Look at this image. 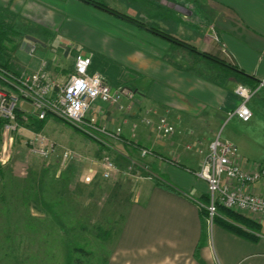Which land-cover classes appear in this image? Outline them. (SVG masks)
<instances>
[{
    "label": "crops",
    "instance_id": "1",
    "mask_svg": "<svg viewBox=\"0 0 264 264\" xmlns=\"http://www.w3.org/2000/svg\"><path fill=\"white\" fill-rule=\"evenodd\" d=\"M30 1L28 0V3ZM57 1L64 2L65 8L77 7L79 11L86 13L91 11L89 5H85L79 0ZM24 2L25 0H20L21 5ZM158 4L166 6L164 9H159L158 14L174 20L180 26L187 25L188 22L184 18L188 16L190 27L194 26L198 29V26H196L198 22H192V18L199 17L205 21L204 25L198 23L199 28L202 25V30H199L198 33L201 36V46L194 44L196 40L192 42L193 44L190 42L191 45L196 47L197 52L182 47L184 48L182 50L190 51V67L179 60V55L186 54L181 51V46L176 45L174 47L175 44L129 24L128 26L143 35V39L149 42V45L146 43L142 46L134 45L129 39L124 38L108 41L106 35L99 31L108 30L97 29L93 33L82 24L83 22L73 23L74 34L72 35L74 36H70V29L61 28L64 22L60 21L61 16L53 13L51 16L52 8L42 5L41 9L35 10L40 15L42 13L41 17L51 18L55 22L54 25L57 21L58 26L53 28L55 36H57L55 41L61 42V45L65 48L59 47L60 44H56V42V47L61 51V54L58 55L52 50V42L51 45L43 44L44 52H38L37 56L28 53L29 56L25 53L32 45H24L25 52L18 51V59L26 68V71H36L41 67H45L49 74L53 76L52 78L57 77L55 80L59 81L60 78L63 79L70 73L62 71L66 68L61 67V61L62 58L69 60L66 42L75 39L78 41H75L77 44L84 43L86 51L75 49L73 55L78 52L92 53L93 66L99 69L104 78L111 67L110 65L105 66V62L102 63L105 59L121 67L124 80L127 74L130 77L129 79H139L138 89L129 86L134 91L135 96L137 91H140V94L138 99L135 100L138 101L136 106L139 107L136 111H134L135 108L132 109L131 113L133 114L129 117L127 123L125 122L127 125L130 122L137 121V117H143L147 110L152 109L157 113L154 120L158 116H165L176 129L184 127L183 130H186L189 128L191 140H198L199 135L203 133L206 137L210 136L211 141L217 135L218 127L221 124L222 127L225 123L227 114L236 109L239 104V98L234 94L235 86L242 84L252 88L264 79V0H160ZM173 6L180 7L182 11L175 10ZM168 8L174 10L176 14L165 10ZM21 11L19 13L21 15L27 13V6L21 8ZM96 14L106 18L98 12ZM54 25L51 27H54ZM217 46L225 51L236 64L238 71H242L244 74L226 68L200 54L202 52L212 53L217 49ZM48 58L50 61H48ZM59 68H61V71ZM57 72L59 74H56ZM105 106L107 105L104 103L96 102L91 115L100 124L106 125L101 119L100 112L99 114L96 113L97 109ZM249 109L252 116L248 122L233 117L227 123L236 120L239 129L263 124L264 87L251 99ZM18 114L21 117L23 115L21 112H18ZM114 116L117 118L119 115ZM29 117L34 116H28V123ZM120 125L123 129L122 138L128 140L130 136L127 137L123 134L127 130L126 127L124 129V126ZM107 126L109 128L116 127ZM21 129L18 130L20 136L23 135ZM30 130L42 133L40 130L33 128H30ZM144 131L147 130L144 128ZM147 132L149 133V131ZM144 138L147 144L142 145L140 142L137 144L155 149L157 155L170 160L176 159L179 163H183L188 167L181 164L177 166L168 161L147 157V160L152 162L150 170L154 177L153 179L150 177L140 179L138 182L140 187L137 186L136 188L135 199L125 204L122 210V212H125L123 221L120 226L118 225V228L111 232L113 241L108 247L110 256L104 264H264V215L250 217L260 226L255 241L236 236L218 224L213 226L212 237L209 240L200 209V204H203L204 201L203 197L207 196V186L187 170H197L200 163H191L189 158L184 157L173 148L167 149L166 143L158 142L153 136L145 135ZM200 138L203 139L202 136ZM225 140L235 145L236 141L231 136L225 138ZM96 144L98 152L109 151L113 148L115 153L116 150L112 145L124 147V143L118 142H110L109 146L111 144V147L103 146L98 142ZM124 148L127 149L128 154L132 152V154L138 156L137 149L129 145ZM162 154H166V156L164 157ZM96 157L99 158V155L96 154ZM78 161L80 162V159ZM235 162L241 166L246 165L251 171H255L259 166H264V162L248 158L244 152H239V150ZM90 165L87 169L88 174L84 179L86 177H98L104 181L108 180L102 177L98 159L91 160ZM90 169L92 174L89 173ZM61 176L56 175L54 177L60 179ZM71 176L74 177L76 174L71 173ZM160 176L165 178L173 190L157 186L155 180ZM5 178H7V175L0 177V183H2L0 194L5 190ZM24 179L25 177L21 176L19 180L23 181ZM19 187L18 190L24 193L25 189ZM246 191L264 197V182L254 183ZM67 192V184L65 186L59 184L57 192L54 194L55 198L59 197L56 206L58 210L56 211L53 209L55 204L52 205L50 202H46L44 200L45 196L39 198V195H35V192L30 196V201V197L24 199L25 196L21 192L18 195L17 207L19 210L27 211L28 220L33 227L44 225V222H50V212L56 214V212L63 211V215L67 213L68 208L61 206L63 201H66L64 196L68 194ZM47 193L50 192L46 189L43 195H47ZM0 199H4V196ZM0 212H2L1 208ZM64 224L59 223V227ZM33 237L36 239L35 236ZM35 241L39 243L38 240ZM39 248L37 252H40Z\"/></svg>",
    "mask_w": 264,
    "mask_h": 264
},
{
    "label": "rangeland",
    "instance_id": "2",
    "mask_svg": "<svg viewBox=\"0 0 264 264\" xmlns=\"http://www.w3.org/2000/svg\"><path fill=\"white\" fill-rule=\"evenodd\" d=\"M99 1L120 13L144 23L146 27H154L165 31L189 45L190 42L192 43L196 40L194 44L199 47L201 46V36L198 33L199 30H202V25L199 28L198 23L204 25L205 21L202 18L195 17L191 19L192 22H198L196 25L198 26L197 29L194 26L190 27L189 16L184 18L188 23L183 26L178 25L177 22L166 16H160L158 14L159 9H164L166 6L159 5L157 0ZM41 5L52 8L51 16L52 13L61 16L59 18L60 21H64L61 28L66 27L70 29V36H74L72 35L74 34L73 23L83 22L82 24L93 33L97 29L111 30L113 33L111 31L99 30L100 33L106 35L105 37L108 38V41L110 39L116 41L119 38H124L129 39L134 45L142 46L145 43L149 45V42L143 39V35L140 32L128 26L127 23L125 24V22L93 6H89L91 7V11L86 13L79 11L77 7L65 8V3H60L57 0H31L29 3L28 0H25L23 5H21L20 0H0V24L4 21L5 25L13 27L11 28L13 32L0 35V61L4 62L8 60L10 68L15 72L26 71L17 55L18 51L25 52L24 45H34L36 49L32 54L37 56L38 52L45 51L41 44L51 45L53 42L52 50L58 55L61 54L56 44H60L59 47L63 46L61 42L55 41L57 36H55L53 29L58 26V23L56 21V25H54L55 22L51 18L41 17L42 13L40 15L35 10L41 9ZM26 6L27 13L19 14L22 12L21 8H26ZM165 10L176 14L170 8ZM96 12L104 15L106 18L100 17ZM71 21L73 22L71 23ZM53 25L54 27H51ZM27 36L36 38L40 44H30L26 40ZM75 41L77 40L72 39L66 42L69 60L62 58L61 67L66 68L62 71H73L72 62L70 61L74 56L73 52L75 49L86 51L84 43L77 44ZM29 49L25 54H28ZM182 49L184 48L181 47V51L186 54L183 56L179 55V60H182V62H185L190 67V51ZM48 61H50L49 58ZM104 62L105 66H111L108 69V73L104 76L114 91H121L123 88L132 90L130 87L138 89V78L129 79L130 77L127 74L124 80L123 71L118 64L105 59L102 63L104 64ZM59 69L61 71V68ZM91 71L99 72V69L92 65ZM56 74L59 73L57 72ZM139 94L140 91H137V97L134 95L133 98L134 101L123 97L118 105H107L95 111L98 114L100 112L101 119L106 125L121 127L120 124H122L124 129L126 127L127 130L123 134L127 137L130 136L128 139L130 142H140L143 145L147 144L144 138L145 135L155 137L151 132L144 131L143 126L140 127V125L136 131L133 130L132 125L139 124L141 116L137 117V121L132 120L133 122H130L128 125L126 124L129 117L133 114L131 113L132 109L135 108L134 111H136L137 107H139L136 106L138 105V101H135L138 99ZM19 106L25 110V115H30L34 112L33 107L28 103L20 102ZM114 115L119 116L116 118ZM105 116L107 117L104 119L103 117ZM221 125L216 132L217 134L220 133L222 139L231 136L235 139V146L239 152H244L248 158L264 162V128H262L264 123L258 126H250L246 129H239L236 120L231 121V123H225L222 127ZM21 128L23 135L20 136L19 131H17L9 146L5 148L6 152H3V154L2 139L0 138V177L7 175V178H5L6 186L4 185L5 190L0 194V198L4 196V199H0V208L2 209V212H0V264H104L110 256L108 247L113 239L104 238L103 236L96 238L94 236L96 228L101 226V229H110L112 231L118 228V225L120 226L125 215V212H122V210L126 203L135 199L136 188L137 186L140 187L138 185L140 179L146 177L153 179V176L149 173L152 172L150 170L151 160H147V158L140 159L139 155H134L132 152L128 154L127 149L124 148L126 147L125 144H123L124 147L112 145L116 152H113V148L105 152L116 164L117 174L112 175V178L107 181L98 177H90V182H86L84 177L88 174L87 169L91 166V160H99L96 154L97 156L101 154L97 151V139L92 138L78 127L55 116H49L46 119L43 127L40 128L42 133H36L30 130L29 127L25 129ZM183 129L184 127L177 128L172 136L161 141L157 139V141L166 143L167 149L173 148L177 150L184 157L189 158L191 163L196 162L199 164L207 150L211 137H206L202 133L199 135L198 140H191L190 129ZM34 134H40L44 139V143L32 144L30 141L33 139ZM201 136L203 139L200 138ZM40 146L44 148L53 146V150L47 157H43L35 152V150L40 149ZM65 149L72 150L76 156L72 161L63 165L61 153ZM152 150L155 152V149ZM81 154L86 158H83ZM163 156L165 157L166 154ZM2 158H4V161L7 159L6 162H1ZM79 159L80 162L78 161ZM172 160L178 165L181 164L188 167L183 163H179L176 159ZM140 166L144 169L140 168ZM71 173L76 174L74 176L75 179L71 176ZM56 175L62 176L60 179H57L54 177ZM21 176L25 177L23 181L19 180ZM160 178L165 181L164 177L160 176ZM59 184L64 186L67 184L68 194L64 196L66 201H63L61 205L68 208L67 213L63 215V211L56 212V214L50 212L49 223L44 222V225L33 227L32 223L28 220L27 211L19 210L17 207V203L19 202L18 195L22 192V195L25 196L24 199L32 196L34 192L35 195H39V198L40 196H45L44 200L46 202H50L52 205L55 204L53 205L55 207L53 209L56 211L58 210L56 206L59 197L55 198L54 194L57 192ZM1 187L2 183H0V193ZM18 187L25 189L24 193L18 190ZM46 189L50 193L43 195ZM30 199L31 197L29 201ZM234 213L244 215L235 211ZM218 218L223 219L222 216ZM57 221L65 224L59 227ZM214 225H216V222H214ZM35 240H38L39 243ZM38 247H40V252H37ZM74 249H85L86 254L74 251Z\"/></svg>",
    "mask_w": 264,
    "mask_h": 264
},
{
    "label": "built area",
    "instance_id": "3",
    "mask_svg": "<svg viewBox=\"0 0 264 264\" xmlns=\"http://www.w3.org/2000/svg\"><path fill=\"white\" fill-rule=\"evenodd\" d=\"M34 51L35 46L32 45L28 53L32 54ZM71 62L73 71L59 81L53 79L45 67L36 71L15 72L0 65L2 154L6 152L5 148L9 146L13 135L24 124H28V116H34L37 120L55 116L78 127L92 138L97 139L103 146L110 147V142L124 143L137 149L140 159L152 157L179 166L173 160L157 155L152 149L124 140L120 126L109 128L105 124H100L91 115L96 102L115 106L120 103L123 97L134 101L135 93L129 88L114 91L100 72H92V54L78 52L71 58ZM263 87L264 79L252 88L237 84L234 94L239 98V104L236 109L227 114L225 123L233 117L248 122L252 116L249 103ZM20 102L30 104L34 112L25 115V110L19 106ZM18 112L23 113L21 121L17 117ZM155 115H157L155 110H147L145 115L140 118L139 124L132 125L133 130L136 131L139 125L143 126L159 141L172 136L176 132L174 125L165 116H158L154 120ZM43 140L40 134H34L30 142L37 145L41 142L44 143ZM39 148L35 152L43 157H47L53 150V146L49 148L40 146ZM99 153L101 154L98 164L102 171V177L110 179L113 174L117 173V166L106 152ZM75 156L72 150L65 149L61 153V162L65 165ZM237 156V147L228 140L222 139L218 133L209 142L199 168L197 170L187 169L207 186L208 201L205 204H200V209L205 212L204 225L209 240L212 237L214 217L217 215L218 207L243 213L247 217L264 215V197L246 191L254 183L264 182V166H259L255 171H251L246 165L241 166L235 162ZM6 160L4 161L2 158L1 162L4 163ZM140 168L143 167L140 166ZM89 173L92 174L91 169ZM149 173L153 176L152 172ZM90 180L89 177L85 178L86 182H90Z\"/></svg>",
    "mask_w": 264,
    "mask_h": 264
},
{
    "label": "trees",
    "instance_id": "4",
    "mask_svg": "<svg viewBox=\"0 0 264 264\" xmlns=\"http://www.w3.org/2000/svg\"><path fill=\"white\" fill-rule=\"evenodd\" d=\"M79 1L85 3L89 6H93L98 10L106 12L109 15H111V16L131 25V26H134L135 28H137L139 30H145V31L150 32L151 34H154V35H156V36H158L164 40H167V41H169V42H171L177 46L184 47V48H186L192 52H197V49L195 46H193L191 44L189 45L188 43L183 42V41L175 38L174 36H172L171 34L165 32V31L156 29L154 27H150V28L146 27V25L144 23H142L138 20H135L134 18H131V17H129L123 13L116 11L115 9L109 7L108 5H106L105 3H103L99 0H79ZM11 28H13V27L5 25L4 21H2V23L0 24V35L8 34L9 32H13V29H11ZM212 53L202 52L200 54L203 57H206L209 60H211L215 63H218V64H220L226 68L233 69L236 72H240L241 74H244V73H242V71H238L234 61L225 53V51L220 46H217V49L215 51H213ZM7 61H4V62L0 61V65L4 68L8 69V70H12L9 66V62H7ZM17 117L20 121L22 120L21 116L18 113H17ZM46 119L37 120L35 117H32V118L29 117V123L26 125V127L33 128V129H36L39 131L40 128L43 127V124L46 121ZM155 181H156L157 186H160V187L168 189V190H173L172 187L167 183L166 180L164 181L163 179L158 177ZM203 199H204L203 204L207 203L208 196H204ZM201 211H202V214L204 217L205 212L203 210H201ZM220 216H222L223 219L218 218ZM214 222H216V224L222 226L224 229L228 230L229 232L235 234L236 236H239V237L251 240V241L256 240V234L260 230L259 224L256 223L254 220H252L250 217H247V216L241 215V214H236V213H234V211L227 210L223 207H218V212H217V215L214 217ZM111 232L112 231L110 229L104 230V229H101V226H98L96 228V234H94V236L96 238L103 236L104 238L108 237L110 239L111 234H112ZM74 251H77V252L80 251V252H83L86 254L85 249H74Z\"/></svg>",
    "mask_w": 264,
    "mask_h": 264
},
{
    "label": "water",
    "instance_id": "5",
    "mask_svg": "<svg viewBox=\"0 0 264 264\" xmlns=\"http://www.w3.org/2000/svg\"><path fill=\"white\" fill-rule=\"evenodd\" d=\"M157 1L159 2L160 0H157ZM173 8H174L175 10H177V11H182V9H181L180 7H174V6H173ZM26 40H27L28 42H30V43H33V44H40V42H39L36 38H34V37L27 36V37H26ZM41 46H44V45L41 44Z\"/></svg>",
    "mask_w": 264,
    "mask_h": 264
}]
</instances>
